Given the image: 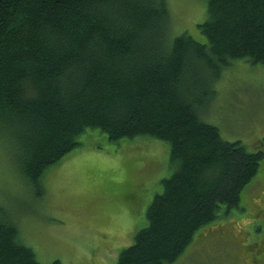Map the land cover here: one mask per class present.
<instances>
[{"label":"trees","instance_id":"16d2710c","mask_svg":"<svg viewBox=\"0 0 264 264\" xmlns=\"http://www.w3.org/2000/svg\"><path fill=\"white\" fill-rule=\"evenodd\" d=\"M201 1L205 42L175 33L169 0H0V138L38 195L89 130L170 146L173 174L118 264L176 262L239 206L264 159L200 116L224 66H264V0ZM0 264H42L2 207Z\"/></svg>","mask_w":264,"mask_h":264},{"label":"rangeland","instance_id":"374dc122","mask_svg":"<svg viewBox=\"0 0 264 264\" xmlns=\"http://www.w3.org/2000/svg\"><path fill=\"white\" fill-rule=\"evenodd\" d=\"M169 4L175 33L205 42L199 28L207 19L203 1ZM208 89L201 119L227 141H241L250 152L264 150V66L235 60ZM80 141L43 175L38 195L0 138V207L42 264H118L121 251L149 225L147 209L164 192L160 180L173 174L169 144L154 137L111 142L100 130H89ZM131 186L135 200L128 202ZM127 205H135L134 217L122 211ZM172 264H264V159L239 206L197 232Z\"/></svg>","mask_w":264,"mask_h":264},{"label":"crops","instance_id":"0c3cea01","mask_svg":"<svg viewBox=\"0 0 264 264\" xmlns=\"http://www.w3.org/2000/svg\"><path fill=\"white\" fill-rule=\"evenodd\" d=\"M128 181H130V177H128ZM129 189V188H128ZM130 192H131V194H130ZM136 192V190H132V189H129L128 190V192H127V194H128V202H130V201H134L135 200V193ZM122 211H125V213H126V216L128 215V216H130V214L134 217L135 216V205H132V206H129V205H127Z\"/></svg>","mask_w":264,"mask_h":264}]
</instances>
